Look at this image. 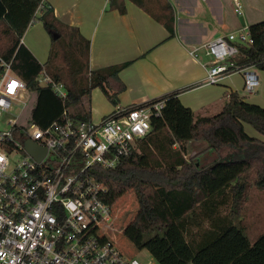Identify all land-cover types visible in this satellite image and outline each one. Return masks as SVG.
I'll use <instances>...</instances> for the list:
<instances>
[{
    "label": "trees",
    "instance_id": "1",
    "mask_svg": "<svg viewBox=\"0 0 264 264\" xmlns=\"http://www.w3.org/2000/svg\"><path fill=\"white\" fill-rule=\"evenodd\" d=\"M132 1L172 34L174 15L167 0ZM109 6L125 11L122 0H109ZM36 19L51 37L44 63L21 42L30 21ZM0 25L8 36L0 55L6 60L13 58L15 74L29 91L36 92L33 123L43 128L64 109L74 118L89 119L87 110L76 113L71 109L95 87L116 105L117 95L125 87L118 72L129 62L89 70V41L77 27L60 22L43 0H0ZM249 30L254 42L238 45L232 61L264 70V22L250 24ZM57 41H61L59 47ZM57 60H63L65 68L59 67ZM42 69L64 85V98L50 87L37 85L36 76ZM177 94L173 91L146 101L163 100L164 106L137 149L115 167L93 166L88 174L105 186L103 199L108 204L128 191L134 193L138 210L122 232L134 247L147 249L159 264H264V232L250 243L235 224L249 199L250 187L264 189V141L244 130L246 123L264 136V107L248 103L230 90L224 94L219 112L196 115ZM192 141L204 142L212 150L202 164L197 163L196 154L184 157L186 145ZM226 147L231 152L223 157L220 153ZM252 173L254 179L250 180ZM224 203L229 204L228 213L218 215L219 205ZM202 219L206 225H201Z\"/></svg>",
    "mask_w": 264,
    "mask_h": 264
},
{
    "label": "built area",
    "instance_id": "2",
    "mask_svg": "<svg viewBox=\"0 0 264 264\" xmlns=\"http://www.w3.org/2000/svg\"><path fill=\"white\" fill-rule=\"evenodd\" d=\"M232 5L242 14L241 0ZM253 42L249 25H244L189 53L196 56L202 49L210 58L204 64L205 83L240 72L244 90L251 93L258 84L256 73L236 65L232 57L238 45ZM12 60L0 55V264H142L108 235L113 204L104 201L105 186L88 171L115 167L131 155L150 132L152 119L160 116L164 101L116 105L98 122L74 118L64 109L43 128L32 121L22 127L12 108L22 109L30 91L13 71ZM36 83L66 96L64 85L45 69ZM27 139L45 149L40 159L27 150Z\"/></svg>",
    "mask_w": 264,
    "mask_h": 264
},
{
    "label": "crops",
    "instance_id": "3",
    "mask_svg": "<svg viewBox=\"0 0 264 264\" xmlns=\"http://www.w3.org/2000/svg\"><path fill=\"white\" fill-rule=\"evenodd\" d=\"M43 1L52 8L60 22L77 27L89 41V70L129 62L118 72L125 87L118 93L116 105H134L177 91L178 99L185 107L196 115L207 116L221 110L226 92L240 90L246 102L264 107L261 103L264 95L247 98L257 92L260 78L264 85V70L250 66L258 78L251 93L244 90V82L234 80L233 77L240 72L223 75L217 83L208 84L204 82V64L210 60L203 61L207 56L202 49L196 50V56L189 53L216 36L244 25L262 24L264 0H241L242 14L233 11L232 0H167L174 15L171 35L166 27L132 0H122L123 13L110 8L109 0ZM86 98L91 105V91L82 97V102ZM112 105L115 108L116 105ZM113 109L109 108L102 117ZM244 130L249 136L264 141V136L248 133L245 127ZM186 146V155L196 149L193 153L199 164L211 157L212 150L207 149L204 142L192 141ZM206 224V219H202L201 225Z\"/></svg>",
    "mask_w": 264,
    "mask_h": 264
},
{
    "label": "rangeland",
    "instance_id": "4",
    "mask_svg": "<svg viewBox=\"0 0 264 264\" xmlns=\"http://www.w3.org/2000/svg\"><path fill=\"white\" fill-rule=\"evenodd\" d=\"M2 29L3 26L0 25V49H2L5 44H7L6 40L8 37L3 33ZM22 41L26 46H28V49H30L40 61L46 60L51 45V37L50 34L44 29L40 20L36 19L28 25V28L23 35ZM60 44L61 41H57V43H55L56 47H59ZM200 57H202V54L200 55ZM209 60L210 58L208 57H206V59H203V61ZM56 63L59 67L65 68V62L63 60H57ZM233 78L236 82H241V84H243L244 82L242 74H236ZM238 93L240 94V90ZM254 95H264V85L261 82V78L260 86L258 87L257 92L248 95L247 98L249 99ZM36 97V92L30 91L26 105L22 109H20L19 106H14L12 108V113L14 115H18L17 123L19 126L26 127L31 122V111L35 106ZM91 100V105H89V100L88 98H86L82 103H79L78 105L72 107L71 110L75 111L76 113L87 110L89 112V119L92 122H98L102 119V116L109 111V108H114V106L109 102V100L99 87H95L91 90ZM261 103H264V101ZM256 104L260 105L258 103ZM217 112L219 111H216V113ZM212 114H215V112ZM244 127L248 130V133L257 134V132L251 125L244 124ZM195 151L196 149L193 150L192 153H187V155L185 153V158H191L193 155H195L193 153ZM230 152L231 149L226 147L223 148L220 154H229ZM223 157L226 156L223 155ZM249 179H254V173L250 175ZM219 206L220 207L218 208L217 212L218 215H227L229 204L224 203ZM112 207V216L109 222V228L107 229L108 235L121 247L123 253H125L127 256L135 257L142 264H159L151 256L150 252L147 249H137L136 247H134L133 244H131V242H129V240L125 238L122 232L123 228L131 221L138 210V205L134 193L131 191L126 192L116 202H114ZM235 224L244 231L250 243H253L257 239V237L264 232V189H257L254 186L250 187L249 199L245 203L241 216L239 217V220L235 222Z\"/></svg>",
    "mask_w": 264,
    "mask_h": 264
},
{
    "label": "water",
    "instance_id": "5",
    "mask_svg": "<svg viewBox=\"0 0 264 264\" xmlns=\"http://www.w3.org/2000/svg\"><path fill=\"white\" fill-rule=\"evenodd\" d=\"M25 146H26L27 150L36 159H40L43 156L44 152H45L44 148L35 145L31 140H28V139L25 141Z\"/></svg>",
    "mask_w": 264,
    "mask_h": 264
}]
</instances>
